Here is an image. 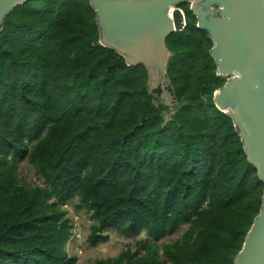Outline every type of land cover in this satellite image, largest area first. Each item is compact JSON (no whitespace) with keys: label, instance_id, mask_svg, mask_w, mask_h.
<instances>
[{"label":"trees","instance_id":"obj_1","mask_svg":"<svg viewBox=\"0 0 264 264\" xmlns=\"http://www.w3.org/2000/svg\"><path fill=\"white\" fill-rule=\"evenodd\" d=\"M178 7L185 25L165 40L172 107L149 91L144 65L100 44L89 0H29L6 14L0 264H74L64 207L73 198L90 219L89 246L111 230L133 239L91 264H234L264 186L213 103L227 76L216 74L212 41L189 3ZM22 160L43 185L19 176Z\"/></svg>","mask_w":264,"mask_h":264},{"label":"water","instance_id":"obj_2","mask_svg":"<svg viewBox=\"0 0 264 264\" xmlns=\"http://www.w3.org/2000/svg\"><path fill=\"white\" fill-rule=\"evenodd\" d=\"M29 0H0V23L17 4ZM188 2L196 26L212 41L210 55L216 74L229 75L213 93L215 107L228 114L247 161L264 186V0H89L99 42L125 58L142 64L149 91L166 89V66L172 53L166 37L184 25L178 4ZM234 264H264V187L259 213L247 231Z\"/></svg>","mask_w":264,"mask_h":264},{"label":"rangeland","instance_id":"obj_3","mask_svg":"<svg viewBox=\"0 0 264 264\" xmlns=\"http://www.w3.org/2000/svg\"><path fill=\"white\" fill-rule=\"evenodd\" d=\"M227 77L229 75H226ZM158 101L163 104L172 107L175 102L169 98V96L163 95L162 98L158 97ZM170 112L165 113L164 118L168 119ZM17 171L19 176L29 184H42V180L35 174L34 169L22 160L18 163ZM76 198H73L70 202H67L64 207L67 209V215L70 218L72 234L69 240L66 242L65 249L69 256L75 257L74 264H91L97 258H105L108 256H115L122 249H125L128 245H133L132 238H125L115 231H108V240L92 247L89 246L85 237L88 234V226L90 219L88 214L84 210L78 212L74 211L72 202H75ZM185 226L180 227L170 236L164 240L173 239L179 236L184 230ZM132 247V246H130Z\"/></svg>","mask_w":264,"mask_h":264},{"label":"built area","instance_id":"obj_4","mask_svg":"<svg viewBox=\"0 0 264 264\" xmlns=\"http://www.w3.org/2000/svg\"><path fill=\"white\" fill-rule=\"evenodd\" d=\"M181 11V14H182V22H183V25H185V16H184V12L182 9H180Z\"/></svg>","mask_w":264,"mask_h":264},{"label":"clouds","instance_id":"obj_5","mask_svg":"<svg viewBox=\"0 0 264 264\" xmlns=\"http://www.w3.org/2000/svg\"><path fill=\"white\" fill-rule=\"evenodd\" d=\"M181 9V8H180Z\"/></svg>","mask_w":264,"mask_h":264}]
</instances>
